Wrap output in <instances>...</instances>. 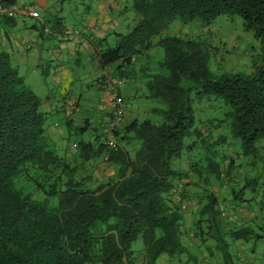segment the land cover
Here are the masks:
<instances>
[{
  "label": "trees",
  "instance_id": "trees-1",
  "mask_svg": "<svg viewBox=\"0 0 264 264\" xmlns=\"http://www.w3.org/2000/svg\"><path fill=\"white\" fill-rule=\"evenodd\" d=\"M15 1L1 0V4L9 7ZM130 9L135 16L133 27L115 34L112 47L96 48L99 67L116 61L129 65L173 20L206 24L219 15L239 17L243 30L252 32L259 44V64L249 75L213 77L205 67L203 43L193 38H158L154 46L163 51L159 68L166 75L151 76L146 86L149 97L166 106L159 112L162 122L133 121L124 128L125 134H132L129 139L140 142L133 156L122 152L118 144L111 151L104 143L95 149L80 143L78 157L82 160L104 152L103 163L115 166L113 177L88 184L73 179V169L49 147L40 100L0 50V264H136L130 250L136 240L143 246L141 264H155L162 255L180 256L184 251L180 212L171 192L176 181L188 177L180 164L184 146L191 149L194 143L184 145V139L193 134L205 141L194 127L192 91L219 98L229 107L225 115L229 133L239 140L243 155L254 153L256 143L264 139V0H132ZM183 80L189 86L181 87ZM222 142L224 138L218 137L214 144ZM215 162L211 160L204 168L218 178ZM188 169L201 185L206 184L195 166ZM25 185L30 191L26 192ZM249 185L231 192L233 201ZM32 191L44 198L33 199ZM188 198L186 192L179 195V201ZM194 199L192 236L202 241L209 232L220 233L217 199L205 189ZM258 208L264 210V202ZM227 235L235 241L264 239V225L256 231L231 230ZM215 240L223 263L233 264L224 241L220 236Z\"/></svg>",
  "mask_w": 264,
  "mask_h": 264
},
{
  "label": "rangeland",
  "instance_id": "rangeland-1",
  "mask_svg": "<svg viewBox=\"0 0 264 264\" xmlns=\"http://www.w3.org/2000/svg\"><path fill=\"white\" fill-rule=\"evenodd\" d=\"M131 1L123 0L125 9L119 13L113 12V20L117 24V29L104 30L106 41H115L113 33L120 32L124 34L133 27L135 16L130 9ZM93 2L94 0H16L14 6L17 10L26 9L30 6H34L33 9H38L40 3H43L47 8H45V11L40 8L41 16L48 26L47 29L50 28V34L47 37L46 35L39 37L37 34L39 29L33 30L31 28L34 23L33 19L16 14L13 19L14 25L0 17V41L4 36H7L10 41H28L29 44H32L31 41H36V44L38 42V47L42 46V53L45 54L47 49L53 47L52 44L55 47L57 46L58 42L56 41H63L53 38L54 18H61L63 28H75L78 32H82L86 30L81 23L82 20L94 19L96 16ZM88 32L92 33V30ZM163 37L193 38L203 43L205 45V67L213 77L235 73L249 75L252 73L254 66L256 67L259 64V44L254 40L251 31L243 30L239 17L219 15L206 24L197 20L181 24L178 20H173L163 32L158 36L152 37L150 39L151 46L146 51L134 55V61L126 67V70L124 69V76L127 81L125 83L126 91L122 93L123 108L138 123L147 121L153 125H159L162 122L159 112L164 110L166 106L160 100L149 97L146 85L151 76L166 75V71L159 68V64L163 59V51L161 48L154 46L158 38ZM43 43L44 46L42 45ZM2 49L4 50L5 47L0 45V50ZM9 65L22 79L25 87L40 99L39 109L45 113L43 128L48 145L56 155L64 158L69 167L73 169L72 178L75 180L83 179L85 183L95 184L113 177L115 166L110 163L102 164L101 157L96 156L87 161L78 157L80 143L90 142L93 149L102 143L100 136L97 141L93 140L95 134L100 135L102 133L100 124H103L99 116L102 93L96 88L94 82L98 68L86 62L83 56L67 58L64 66L70 72L71 81L65 87L64 83L54 82L51 79L52 73L47 66L44 67L45 64L42 65V69L47 68V70H45L46 72L43 75L37 69L35 73L31 74L28 64L18 61L15 57L10 59ZM50 67L54 68L55 64ZM109 67L114 69L115 65L113 64ZM180 85L185 88L189 86V82L183 80ZM76 98H78V103L73 107L74 110L68 111V108H66L67 101ZM189 99L194 116V127L203 133L202 137L205 141H199L193 134L189 138L184 139V145L194 143L191 149H187L184 146L185 150L180 164L183 170L187 171L188 177L175 182L174 189L179 183H181V187L179 192H171L172 197L170 198L172 202L196 203L195 195H198L203 189L208 191L207 186L209 183H207L206 175L215 176V174L208 173V170L204 167L212 160L216 161L219 174L229 177L224 188H220L223 191H227L224 200H227V202L229 199L232 200L231 192L234 194L238 193V189L247 180L249 183L253 181L254 184H250L243 190L242 198L245 200L251 199L255 203H263L264 139L256 143V151L254 153L243 155L239 140L232 138L229 133V119L225 116L229 112V107L219 98L199 96L193 91L190 92ZM42 104H44L43 108H41ZM49 108L50 110H48ZM67 115H70L73 122L70 128L65 125ZM85 122L87 123L86 126ZM52 124H55V127ZM84 126L86 129L80 132L79 129ZM129 136L131 137L132 134H129ZM218 137H223L225 143L214 144ZM50 139L54 140L51 141ZM139 145V140L131 138L126 145L128 155L133 156ZM230 155H234L233 159ZM190 166H195L199 170L201 180L207 179L206 184L204 183L205 185H201L200 182L202 181H198L197 175L189 171L188 168ZM214 180L218 181L219 175L218 178L214 177ZM19 184L24 187L21 182ZM25 187L26 192L30 191L31 188L28 185H25ZM183 192H186L189 198L179 201V195ZM31 193L33 199L44 198L39 192L32 191ZM52 201H55V199H52ZM254 206L252 207L254 210L252 209L250 212L251 214L256 211L257 206ZM260 214L264 218V210ZM191 219L193 223L194 213L191 214ZM220 224L223 226L222 221ZM262 225H264V219ZM248 227L254 229L252 225ZM220 229L222 230V227ZM180 232L182 235L180 240L182 245L185 246L188 240L185 237L184 229L181 227ZM220 233L222 232L220 231ZM221 239H223V236H221ZM224 243L227 244L225 251L233 264L264 263V239L235 241L225 238ZM142 249L143 246L140 240L131 243L130 250L134 256ZM188 250L192 251L193 259L191 261L187 260L184 255L171 258L162 255L156 260L155 264H160L164 259L166 260L165 264H202V262L203 264H208L206 262L209 256L214 260L211 264H224L221 251L217 248L216 240L211 239V237L206 238V235H204L202 243L198 242L196 247ZM206 251L209 256L203 255Z\"/></svg>",
  "mask_w": 264,
  "mask_h": 264
},
{
  "label": "crops",
  "instance_id": "crops-1",
  "mask_svg": "<svg viewBox=\"0 0 264 264\" xmlns=\"http://www.w3.org/2000/svg\"><path fill=\"white\" fill-rule=\"evenodd\" d=\"M93 3H94L93 5L94 13H96V16L94 17V19L89 18L87 20H82L81 22L83 27L88 31L92 30V33L86 30H83L82 32H79L77 35H72L68 41H56L58 42L57 46L55 47L52 44L53 47L47 49L45 54L42 53L43 52L42 46L38 47V42L36 44V41H31L32 44H29L28 41H20V42L10 41L7 36H4L1 38L0 45L5 47V49L4 50L2 49L1 51L6 53V55L8 56L9 62L12 57H15L18 61H22L24 64H28V68L31 74L35 73L37 69V70H40L42 75L46 72L45 70H47V68L42 69V65L45 64L44 67L47 66L48 69L52 73L51 79L54 82L64 83L65 87H67L71 81L70 72L68 68L64 66L65 60L71 57L77 58V56H83L86 62L92 64L93 67L98 68L97 70L98 72L95 75L94 82H95L96 88L99 89V91L102 93L100 105H99V116H100L101 122L104 124L107 118L108 95H107V91L101 85L102 84L101 79L106 76L107 77L116 76L117 78L123 79V84L119 86L118 88V95L121 98V100H123L122 93L126 91L125 83L127 81L124 76L125 74L124 69L126 70V67H128L130 64L125 65V64H121L120 61H116L113 63L115 65L114 69L109 67L110 65L106 67H99V65L97 64L95 60V52H96V48L98 47L110 48L114 45L115 41L109 42L105 40L106 36H105L104 30L105 29L107 30L117 29V24L114 23L115 21L113 20V15H114L113 12H116V13L122 12L125 9V6H124L125 2H123V0H94ZM38 7H39L38 9H33L34 6H30L29 8H26V9L35 11L37 13V18L33 19L34 23L31 25V28L33 30L39 29L37 31V34L39 37L41 36L43 37V35L44 36L46 35L47 37L48 34H50L49 33L50 28L48 29L47 34H44L42 32V29L44 27L47 28L48 26L45 20L43 19V17L41 16V11H40V8L41 10L43 9V11H45V8L47 7L43 3H40ZM22 17H26V16H22ZM6 22L10 23L11 25H14L13 19L10 21H6ZM61 23H62L61 18H54V25H53L54 37L53 36H50V37H53L56 40H62L61 36L65 30L75 29V28H63ZM117 33L121 34L120 32L113 33L114 38H115V34ZM42 45L44 46V43ZM133 61H134V58H133ZM53 64H55V67L51 68L50 66ZM43 84H44V81H43ZM68 103H73V107H74L78 103V98L71 100V101H67L66 108H68L67 107ZM43 107H44V104H42L41 108ZM48 110H50V108ZM73 110L74 108L72 109L68 108V111H73ZM43 111H46V110H43ZM133 121L138 123L136 119L133 118L124 108V122L120 127H118L115 130V131L120 132L119 135H116L117 144L120 147L121 151L127 154H128V151H127L126 145L130 141V139H129V133L125 134L124 133L125 131L123 130L129 123ZM65 123L68 128L72 126L73 122L70 118V115H67V120L65 121ZM86 125L87 123L85 122V126ZM52 126H54V124H52ZM85 126L83 128H80L79 131L80 132L84 131L86 129ZM51 130H54V129H51ZM99 136L100 138H102L101 144H103L105 141V134L103 133H100V135L95 134L93 137V140L97 141ZM50 140L53 141L54 139H50ZM224 143H225V140H224ZM85 144H88V148H91L92 146L90 142H86ZM103 153L104 152H102L101 155L99 156L102 159V164H103V159L105 157V154ZM233 156L234 155H230L232 159H233ZM220 175L222 174L220 173L219 176ZM214 177H215L214 175H210V174L206 175V178L208 179L207 183H209V185L207 184L208 185L207 189L217 199V210L220 213H223V215L220 218V222L221 221L223 222V226H221V224L219 225L220 228L222 227V230L220 229L222 233L209 232L208 234H206V238L211 237V239H215L217 236H220V237L223 236L222 240L224 241L225 238L230 239L229 236L227 235L228 231L237 230L241 228H250L248 227L250 225H252V227L254 228L253 230L256 231L257 227L259 225H262V222L264 219L263 215L260 214L261 211H258L259 203H255V201H252L251 199H248V202L245 201V199L242 198L243 191L240 193L241 198L239 200H236L235 202L233 201V199L232 200L229 199L227 202V200H224L226 198L227 191H223L220 189L222 188L220 179L218 181H215ZM103 182L104 181L100 183H103ZM246 184L248 185L254 184V182L250 181L249 183L246 180L245 184H243L242 186H245ZM241 188H239L238 190H240ZM181 204L182 203H176V205L179 208V212H180V227L184 229L185 237L188 240V243L185 245L186 247L182 245L184 247V251L181 254V256L184 255L187 260L191 261L193 259L192 251L191 250L189 251L188 249H192V247H196L198 244V241L202 243L204 240L202 241L197 240L196 238L192 236L194 233V230H192L193 223L191 219V214L195 212L194 209H196V203H184L187 205L186 209L184 210H180ZM254 205L257 206L258 210L256 208L255 209L256 211H253L254 213L251 214L250 212L252 209L254 210V208H252V207H255ZM255 212H258V213H255ZM181 244H182V241H181ZM224 244L227 246L226 243ZM140 253L141 251L138 252L137 255L135 256L133 255L135 257L136 264L142 263ZM207 253L208 252L206 251L203 255L206 256L208 255ZM207 260L208 261L206 263L208 264H211L212 262H214V260H212L210 256L209 258H207ZM165 262L166 260L164 259L161 261L160 264H165Z\"/></svg>",
  "mask_w": 264,
  "mask_h": 264
},
{
  "label": "built area",
  "instance_id": "built-area-1",
  "mask_svg": "<svg viewBox=\"0 0 264 264\" xmlns=\"http://www.w3.org/2000/svg\"><path fill=\"white\" fill-rule=\"evenodd\" d=\"M16 14H20L22 16H26L31 19L37 18V13L35 11L29 9H21L17 10V8L12 5L9 7H4L1 4L0 0V17L7 19H14ZM42 32L44 34L48 33L47 28H43ZM79 32L77 29L65 30L61 36L63 41H67L72 35H77ZM102 87L107 91L108 95V110H107V118L104 124L101 125L102 133L105 134L104 144L106 147L115 151L117 148V141L115 136V130L120 127L124 122V108L121 98L118 95V88L123 84V79L117 78L114 76L103 77L101 79ZM67 107L69 109L73 108V103H68ZM55 127V124H54ZM221 186L224 187L225 183L229 180V177L222 174L219 177ZM181 187V183L176 186V189L173 191L179 192ZM187 205L182 203L180 205V210L186 209ZM223 215V213H221Z\"/></svg>",
  "mask_w": 264,
  "mask_h": 264
}]
</instances>
